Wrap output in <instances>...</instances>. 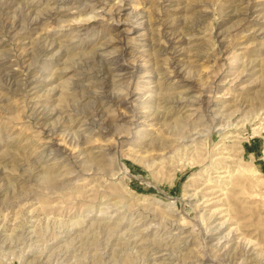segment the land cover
Returning <instances> with one entry per match:
<instances>
[{
    "label": "rangeland",
    "instance_id": "1",
    "mask_svg": "<svg viewBox=\"0 0 264 264\" xmlns=\"http://www.w3.org/2000/svg\"><path fill=\"white\" fill-rule=\"evenodd\" d=\"M0 264H264V0H0Z\"/></svg>",
    "mask_w": 264,
    "mask_h": 264
},
{
    "label": "bare ground",
    "instance_id": "2",
    "mask_svg": "<svg viewBox=\"0 0 264 264\" xmlns=\"http://www.w3.org/2000/svg\"><path fill=\"white\" fill-rule=\"evenodd\" d=\"M122 70H124V69H122ZM166 101V100H165ZM119 103H121V101H119ZM123 103V102H122ZM121 170V169H120Z\"/></svg>",
    "mask_w": 264,
    "mask_h": 264
}]
</instances>
